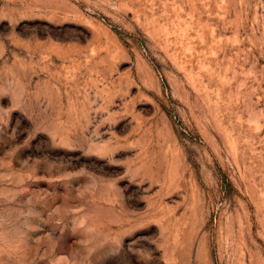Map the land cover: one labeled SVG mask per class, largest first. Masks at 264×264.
I'll use <instances>...</instances> for the list:
<instances>
[{"label": "rangeland", "instance_id": "obj_1", "mask_svg": "<svg viewBox=\"0 0 264 264\" xmlns=\"http://www.w3.org/2000/svg\"><path fill=\"white\" fill-rule=\"evenodd\" d=\"M0 264H264V0H0Z\"/></svg>", "mask_w": 264, "mask_h": 264}]
</instances>
